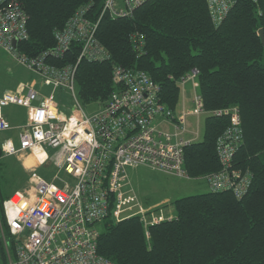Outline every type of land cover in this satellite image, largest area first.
I'll return each instance as SVG.
<instances>
[{"label": "trees", "instance_id": "obj_1", "mask_svg": "<svg viewBox=\"0 0 264 264\" xmlns=\"http://www.w3.org/2000/svg\"><path fill=\"white\" fill-rule=\"evenodd\" d=\"M27 16L28 38L17 49L27 57L44 56L55 68L77 64L76 96L83 107L98 104L120 89L114 66L144 71L158 88V101L176 116L180 85L197 70L198 96L207 114L202 140L184 147V169L192 179L220 170L216 139L230 125L219 111L235 108L241 141L232 166L250 175L248 191L189 195L172 201L174 219L150 226L148 237L137 217L105 219L98 253L116 264H264V0H234L215 23L207 0H144L131 14L113 17L106 0H17ZM80 12L94 26L93 38L110 59L79 61L82 40L60 56L52 54L55 32ZM46 54V55H45ZM64 93L61 110L69 109ZM63 106V107H62ZM97 111V112H98ZM178 116V115H177ZM0 143V261L7 263L10 243L3 203L5 163ZM13 256V251H12Z\"/></svg>", "mask_w": 264, "mask_h": 264}, {"label": "built area", "instance_id": "obj_2", "mask_svg": "<svg viewBox=\"0 0 264 264\" xmlns=\"http://www.w3.org/2000/svg\"><path fill=\"white\" fill-rule=\"evenodd\" d=\"M143 1L106 0L104 11L113 17L125 16ZM233 3L234 0H207L212 20L220 22ZM26 24L27 16L17 0H0V51L36 74L49 93L43 94L37 84L29 83L0 94V132L16 130L18 139L17 145L12 138L5 139L1 149L4 156H12L32 152V145L42 147L47 159L39 160V167L52 166L55 173L47 180L31 171L28 188L14 192L4 201L5 221L12 241L11 249L2 232L6 264H116L97 250L98 225L105 219L120 222L137 217L146 237L150 226L174 219L170 209L141 205L127 169L146 167L192 179L184 169V147L195 142L193 137H184L186 117L207 112L196 95L192 111L174 116L158 101V88L144 71L114 66L113 77L120 89L110 95L98 112L88 114L76 96L77 64L55 68L45 63L43 55L30 58L19 53L18 43L28 38ZM93 34L94 26L77 12L64 29L55 32L52 54L60 56L73 42L82 40L78 61L84 56L110 59ZM196 76L197 70L193 69L182 83ZM59 92L71 100L67 112L61 110ZM46 100L48 105L44 103ZM9 106L25 110L24 123L11 125L5 117ZM51 109L56 111V118L45 115L46 122L41 123L40 112L46 114ZM222 112L230 116V125L215 142L220 170L200 179L206 182L209 191H229L241 198L250 186L249 173L232 166L241 141V121L235 108L217 113ZM33 115L37 119H32ZM61 115L75 116L85 135L94 134V142L83 140L75 129L65 138L63 132L68 121L61 120ZM40 135L44 136L43 140H37ZM9 140L13 143L11 153L2 147ZM25 144L29 147H24ZM33 175L41 178L39 183L31 181ZM17 193L29 203L13 220L11 213L19 203L5 202L16 201ZM29 194L36 199L31 200Z\"/></svg>", "mask_w": 264, "mask_h": 264}, {"label": "rangeland", "instance_id": "obj_3", "mask_svg": "<svg viewBox=\"0 0 264 264\" xmlns=\"http://www.w3.org/2000/svg\"><path fill=\"white\" fill-rule=\"evenodd\" d=\"M29 83L37 84L38 89L39 87L40 89L43 87L41 79L36 74L19 64L10 54L0 51V94L17 90L19 84ZM194 85H197L196 79L186 81L180 85V96L176 114L180 115L183 112L192 111L194 109V96L198 95L197 87ZM43 90L44 94H47L49 91L45 87H43ZM63 99L69 101V107L72 105L67 95H64ZM83 108L85 112L92 114L97 112L100 107L98 104H91ZM6 111H11V113L20 112L22 122L25 121L26 113L24 109L16 106H9ZM64 111L67 112L66 110ZM204 118V114L186 117L187 124L184 134H186L188 138H195V142L202 140ZM11 137L17 145L18 139L16 131L0 132V143H3L5 139ZM3 162L6 165L5 171L3 172L1 189L3 197L12 195L19 189L20 191H22V189H27V176L23 167V162L15 157H4ZM35 171L47 180L55 173V169L52 166L39 167ZM127 171L129 181L136 193L137 199L144 207L154 206L155 209L172 210L171 203L173 200L184 196L202 194L208 191L207 184L203 179L187 180L174 175L152 171L146 167L128 168ZM98 227L101 228V225H98ZM0 264L3 263L0 261Z\"/></svg>", "mask_w": 264, "mask_h": 264}, {"label": "clouds", "instance_id": "obj_4", "mask_svg": "<svg viewBox=\"0 0 264 264\" xmlns=\"http://www.w3.org/2000/svg\"><path fill=\"white\" fill-rule=\"evenodd\" d=\"M20 87L22 88L23 85H20ZM6 95H8L6 93ZM46 105L49 104V101L46 100L44 102ZM25 104H27V101H25ZM45 115H47L48 117H51V118H56V111L54 109H51L49 110L46 114L44 112H40L39 114V120L41 123H44L46 122L45 121ZM32 119H37V117L35 115L32 116ZM60 119L61 120H67L68 121V124H67V127L65 128L64 132H63V136L65 138H67L70 133L75 129L76 131H78L82 137L83 140L85 141H88L90 143L94 142V134H88V135H85L84 134V131L83 129L79 128L77 125H78V120L75 116H72V117H65L64 115H61L60 116ZM44 139V136L43 135H40L37 137V140H43ZM3 151L5 152H8V153H11L13 151V143L11 140L7 141L3 146ZM24 147H29L28 144H25ZM31 150H32V153L35 154L37 156V158L43 162L45 159H47V153L44 151V149L42 147H38V146H35V145H32L31 146ZM40 177L38 176H35L33 175L31 177V181L34 182V183H39L40 182ZM51 191H55V188H52ZM30 195V199L31 200H35L36 197L29 194ZM8 203H19V207L11 213V216L13 218V220L20 214V212L25 209L26 207H28V203L29 201H26V200H23V197L20 193H17V199L16 201H6L5 204H8Z\"/></svg>", "mask_w": 264, "mask_h": 264}, {"label": "crops", "instance_id": "obj_5", "mask_svg": "<svg viewBox=\"0 0 264 264\" xmlns=\"http://www.w3.org/2000/svg\"><path fill=\"white\" fill-rule=\"evenodd\" d=\"M43 87H41V89L39 87V90L44 94ZM48 93H49V91L47 92V94ZM5 117L11 123V125L13 127H17V126L21 125L22 123H24V122H22V118H21V113L20 112L19 113H17V112L11 113V111H5ZM11 131H16V130H11ZM187 135H189V134H187ZM184 137H187L186 134H184ZM4 157L5 158L6 157H15V158H17V159H19V160H21L23 162V167H24V170L26 171V176H27L26 183H27V187H28L29 186L28 184H29V175H30V172L39 168V159L37 158V156L35 154H33L32 152H26V153H19L17 155L4 156ZM17 191H20V189L17 190Z\"/></svg>", "mask_w": 264, "mask_h": 264}, {"label": "water", "instance_id": "obj_6", "mask_svg": "<svg viewBox=\"0 0 264 264\" xmlns=\"http://www.w3.org/2000/svg\"><path fill=\"white\" fill-rule=\"evenodd\" d=\"M258 34H259V37H260V39H261V42H262V44H264V36H263V31H262V30H260Z\"/></svg>", "mask_w": 264, "mask_h": 264}]
</instances>
